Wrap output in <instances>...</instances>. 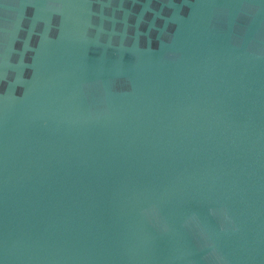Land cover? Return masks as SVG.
<instances>
[{"label":"water","instance_id":"95a60500","mask_svg":"<svg viewBox=\"0 0 264 264\" xmlns=\"http://www.w3.org/2000/svg\"><path fill=\"white\" fill-rule=\"evenodd\" d=\"M0 264H264V0H0Z\"/></svg>","mask_w":264,"mask_h":264}]
</instances>
